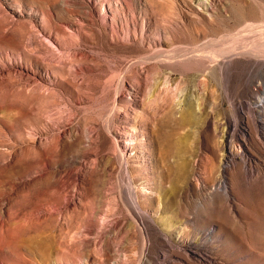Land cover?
Instances as JSON below:
<instances>
[{
	"label": "rangeland",
	"instance_id": "374dc122",
	"mask_svg": "<svg viewBox=\"0 0 264 264\" xmlns=\"http://www.w3.org/2000/svg\"><path fill=\"white\" fill-rule=\"evenodd\" d=\"M200 1L0 0V264H264V0Z\"/></svg>",
	"mask_w": 264,
	"mask_h": 264
},
{
	"label": "bare ground",
	"instance_id": "6f19581e",
	"mask_svg": "<svg viewBox=\"0 0 264 264\" xmlns=\"http://www.w3.org/2000/svg\"><path fill=\"white\" fill-rule=\"evenodd\" d=\"M199 1V0H198ZM215 0H201L200 2H199V4L201 5V6H203V8L204 9H206V10H208V9H210L211 7H212V5H213V2H214ZM127 37H126V40H129V34L128 35H126ZM45 38H46V40L48 41V42H50L51 43V45H53L54 47H56V48H58L59 46V44L57 43V42H55L54 40H52L51 38H47L46 36H45ZM154 44V43H153ZM162 46H161V44L160 43H158V44H154V46L152 45L151 46V53H148V54H146V55H143L142 57H141V59H139L140 61L142 60V61H144V62H146V64L148 63V62H150L151 64H150V69H154V68H159L160 69V67H165L164 65H168V64H166L167 62V60H164V59H161V61H154L157 57H160V56H167V57H169V58H171L172 56L171 55H175V54H173V52H167V51H165L164 49H162L161 48ZM171 48V47H170ZM169 48V49H170ZM176 50L177 49H174V51L176 52ZM193 50V49H192ZM192 50H191V52H192ZM172 51V50H171ZM186 51V50H185ZM190 51V50H189ZM248 52V51H247ZM177 53H179L178 51H177ZM187 53L189 54L190 52H188L187 51ZM252 53V52H251ZM180 54V53H179ZM183 54V53H182ZM186 54V53H185ZM184 54V55H185ZM179 56V55H178ZM139 60H137V62L139 61ZM136 61H135V64L136 65H138V63H137ZM172 62V61H171ZM174 62V64H177V62H180V61H173ZM133 63H134V61H133ZM143 63V62H142ZM169 63V62H168ZM135 64H134V66H135ZM141 64V63H140ZM139 64V65H140ZM149 64V63H148ZM172 64V63H171ZM188 64V63H187ZM133 66V64H132V66H130V68H129V72L131 73V75H133L134 77H138V74H137V68L138 67H134ZM172 69V71L173 70H175L173 67L171 68ZM139 79V78H138ZM126 82V80H125V78H122V84H121V86L123 87L124 86V83ZM130 142H132V140H125V144H129ZM124 159V158H123Z\"/></svg>",
	"mask_w": 264,
	"mask_h": 264
},
{
	"label": "built area",
	"instance_id": "2783aa9c",
	"mask_svg": "<svg viewBox=\"0 0 264 264\" xmlns=\"http://www.w3.org/2000/svg\"><path fill=\"white\" fill-rule=\"evenodd\" d=\"M258 107L264 109V100H260V101L258 102ZM259 115H260V116L264 115V112H263V114L260 112Z\"/></svg>",
	"mask_w": 264,
	"mask_h": 264
}]
</instances>
